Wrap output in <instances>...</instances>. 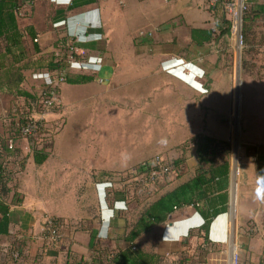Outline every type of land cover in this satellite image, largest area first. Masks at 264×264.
Returning <instances> with one entry per match:
<instances>
[{"label":"crops","instance_id":"1","mask_svg":"<svg viewBox=\"0 0 264 264\" xmlns=\"http://www.w3.org/2000/svg\"><path fill=\"white\" fill-rule=\"evenodd\" d=\"M42 8L47 10L46 13H42ZM20 10L18 15L25 13V18L21 20L24 23L20 25L17 19L23 40L19 49L24 48L26 39L31 42L29 32L37 36L34 38L35 42L43 44V39L50 38L55 31L53 28L58 27L62 29L64 37L73 34L98 42L103 41L102 39H124L122 43L125 52L110 44L109 59L97 54L90 56L88 60L72 63L68 72L77 74L88 71L86 73L91 74L85 75L92 76L93 80L82 84L63 83V87L73 85L76 89L79 88L77 85L98 83L100 70L104 69L105 73L109 72L108 94L111 113L118 114L119 103V96L117 93L112 94V89L125 85L120 95V98H125V110H122L120 116L150 117V112H153L152 116L155 117H173L180 121L169 125L172 130L168 131L176 132L175 128H178L181 133V119L190 117L193 122L190 123L189 130L197 129L193 130L191 136L205 133L230 143L227 210L212 220L208 232L209 241L206 243H201L202 239L197 236L188 235L190 231L196 234L203 224L204 219L200 213L192 206L174 210L163 226L154 248L163 258V264H171L189 253L193 255L190 264H197L192 261H196L197 257L204 258V255L206 262L201 259L200 264H230L232 247L240 256V264H252L255 262L254 257L259 259L260 252L264 249V240L260 241L258 238L259 233L264 230V114H259L261 116L256 119L251 114L254 103L264 102V59L252 61L256 62L254 68L260 70L259 75L245 73L246 70L240 66L244 77H236L233 71L237 67L235 63L231 65L229 62L227 49L221 44L222 40L197 46L189 39L190 28L214 27L216 19L223 14L221 4L218 3L210 9L203 0H171L163 4L159 0H21ZM178 20L186 23L189 28L184 29V26H181L172 29L170 22L176 21L177 24L180 22ZM47 22L51 24L48 25V30L38 31L37 35L36 30ZM140 31H143L142 36L139 35ZM16 49L14 46V50ZM262 55L264 56V52ZM233 57L235 58L234 53ZM161 65L188 69L192 75V79H184L189 84L188 89L182 78L148 76L150 70L160 68ZM238 83L239 97L245 92L248 100L245 105L246 125L242 126L239 122L240 129L237 133L231 125L230 103ZM167 86L177 88L169 89ZM182 86L186 89H181ZM187 91L190 97L189 106L183 96ZM151 93L152 101H155L153 105L147 102ZM3 96L0 91V108L4 104ZM1 109L0 134H3L9 126L8 123H2L4 119ZM263 109L261 104L259 110L264 111ZM198 118L204 120L198 121ZM251 118L252 122H249L248 119ZM131 128L132 133L133 128L139 131L136 127ZM147 128L142 124L139 131L142 135L141 145L132 143L126 148L127 154H121V160H118L117 154L112 151H109V156L103 154L106 151L102 141L94 143L88 152L84 151L80 157L71 152L75 149L71 144L56 148L55 140L60 135L58 132L52 147L44 150L47 153L44 162L36 164L33 151L25 140L19 146L23 155L27 156L26 164L23 171L17 175V195L15 201L10 204L8 214L9 234H0V248L7 246L15 238H22L26 243V256L17 264H67L69 261H76V258L77 261L83 259L85 263L93 264L89 260L93 247L117 249L125 246L126 243L120 237L126 229L123 213L127 214L132 210L127 203L128 193L132 195L131 192L113 194L108 200L102 198L99 209H95L94 215H90L84 207L87 195L82 189L81 194L77 193V210L65 220L62 242L51 249L45 248L43 223L46 217L44 218L43 214L49 212V209L42 198L48 195L47 191L53 190L56 183H71L65 190L69 191L70 196H74V183H89L92 180L97 181L101 195L107 186L105 182L109 180L112 185H116L114 181L118 179L114 175L107 176V172L110 174L124 170L148 154L160 151L159 147L154 148L152 152L149 150ZM232 153L238 157L240 163V178L235 188ZM177 155V152H173L172 157ZM196 167L195 148L191 147L184 174L177 178L171 176L163 190H169L187 181L194 174ZM139 189L140 193H143L144 187ZM140 193H136L137 196L144 198L145 194ZM12 199L13 192L9 194V202ZM252 222L253 229L250 227ZM187 240L190 245L188 251L184 246ZM192 244H198L197 251L191 247ZM246 248L249 251L255 250V254L249 257Z\"/></svg>","mask_w":264,"mask_h":264},{"label":"rangeland","instance_id":"2","mask_svg":"<svg viewBox=\"0 0 264 264\" xmlns=\"http://www.w3.org/2000/svg\"><path fill=\"white\" fill-rule=\"evenodd\" d=\"M159 1L161 4L165 3L163 0ZM204 3L206 4L205 1ZM250 3H264V0H249L246 8L250 5ZM46 11V9L42 8L43 14L46 13ZM24 16L25 13L23 15H17L19 25L21 23H24V21L21 22V20L25 18ZM178 21L180 22L177 24L176 21L170 22L172 29L180 28L181 26H184V29L189 28L186 23L182 22L181 20ZM49 24L50 23L47 22L41 28L36 30L37 35L39 34L38 31L48 30V28L51 26V24L50 26H48ZM243 24V31L241 30L242 44L240 49L236 48L237 44L231 37L229 24L226 38L224 37V39H226V45H224V47H226L227 49L229 62L231 63V65L235 63V66L237 67L233 71L234 76L236 77H244V73H242V70H240V66L243 70H246L245 73H251V75L253 76H255L254 74L259 75L260 70L254 68L256 62L254 63L252 61L253 59L257 61L264 59V56L262 55V53L264 52V40L262 36V32L264 31L263 19H258L256 20V22L253 21L252 24H255L253 32L255 34L251 35L250 38H245ZM53 29H55V31L51 34L52 36L50 38L43 39V44L35 42L36 40H31L30 42L29 39H26L24 43L25 46L22 52L19 51V49H16L14 50L15 56L10 54L3 58L2 66L4 65V68L0 70V84L2 86V92L4 95V104L3 107H1L2 109H0L3 111L2 119H4V121L2 123H4L5 125L10 121L9 117L17 113L19 109L26 110L29 108V105L24 100V98L20 95H17L16 93H19L20 91H27L32 95L41 96L43 94V91L48 89V86H46L45 84L44 78L47 73L52 79L58 76L60 72L65 74H72L68 72V69H70L71 67V64L69 62L70 60L71 62L85 61L88 60L90 56L97 54L103 57L105 56L107 57V59H109L108 54L111 48L110 44H112L114 48L115 46H117L118 49H121L123 52H125V46L122 43V40L124 39H102L103 41L100 40L101 42H98L94 40H88L86 37L79 38L78 36L71 35H67L66 37H64L63 31L60 27ZM69 39H73L72 42H74L75 44V49L72 50L71 54L70 49H68ZM64 40H66L65 45L63 44ZM34 44L37 45L38 49L35 50ZM3 47L4 44L0 43V48L3 49L1 50V53L4 52ZM96 51H99V53H96ZM233 53L235 55V58L233 57ZM69 56H71V59L69 58ZM244 63L246 65H244ZM103 70L104 69H101L99 74V78L101 80H104L103 83L100 79H97L98 83L77 85L79 88L75 89L73 85H64L63 87L62 84L65 83L63 81L57 85L58 92L57 94H54L55 102L52 106L46 108L42 107L44 111L41 113L32 110L30 117L32 119L40 121L41 125V131L38 135L35 136V143H33L32 145L38 148L44 147V150L47 151L52 147L55 135L60 132L59 137L55 140L56 148L71 144L73 145V148H75L71 152L73 154H78L77 156L80 157L84 151L88 152V150L91 148L90 146H92L94 143L102 141V145L103 147H105L106 151L103 154L109 156V151H112L113 154H117V159L121 160V154L126 155V148L129 147L132 143L141 145L140 143L142 135L139 131L142 124H144L146 127H148V131L146 133H148L149 138V150L152 152L154 148L159 147L160 151L148 154V156L144 157L139 162H136L135 164L124 170L113 171L110 174L107 172V176L114 175L117 176L118 179L114 181L116 185L111 184L110 186H105V188L102 190L101 195L99 194L97 188V181L94 180L89 183H74V196H70L69 191L65 190V187L71 183H63V185L60 183H56L57 186L54 184L53 190L51 189L50 191H47L48 195L42 198L45 205L49 209V212H45L43 216L44 218L52 217L58 219L61 231L65 225V220H68L67 217H69V215L77 210L79 201V199L77 198V193L81 194V192L83 191H85V194L87 195L85 198L84 207L86 208L88 213H90V215H94L95 209H99L102 198L108 200L113 197V194L120 192L126 194V192L128 193V191L131 192L132 195L128 193L127 203L131 206L132 210L128 211L127 214L123 213V215L125 216L123 218L125 219L126 224L129 226V224L135 221V219L137 218L140 209L145 204L155 199L160 192L164 191L163 188L165 187V184H167L166 180L173 175L172 173H169L161 178L155 179L153 184L148 187H144V189H142L143 193H140L141 191L139 188L142 187L140 186L138 181V169L140 165L143 162L149 161L157 155L163 158L165 161H170L171 159L175 158L176 156L172 157L173 152H177L179 155L180 147L178 146L184 142L180 140L185 139L186 141L192 138L193 136H191L190 134L193 132V130H197L194 128L189 130L190 123L193 122V119H191L190 117H183L181 119V125L183 128V132L181 133L178 128H175L176 132L168 131L169 129L172 130V128L168 127L169 125L179 123L180 121L173 117H155L152 116L153 112H150V117L129 118L125 115L120 116L122 110H125V108L123 107L125 98H120V95H122L123 90L125 89V87L123 86L125 85L118 86L112 89V94H118L119 103L117 107L118 114L115 115L111 113L108 94L110 89V82L108 81L109 72L107 71V73H105V71ZM86 72H80L77 74H91ZM148 73V76L150 77H163L169 79L182 78L183 81H188V79L190 78L192 79V75H190L188 69L182 70L178 67H170V65H161L160 68L152 69ZM92 75L94 76L95 74L92 73ZM187 81H185V83H187L186 88L188 89L189 84ZM166 88L176 89L177 87L167 86ZM186 88L182 86L181 89L184 90ZM235 88V96L234 98H232L230 103V118L232 129L238 133L240 129V123L242 126L246 125L247 119L245 114V105L247 103L248 96L244 92L243 94L241 93L239 97L238 92L240 91V83H238ZM9 90L13 92L8 93ZM183 96L185 97L186 103L189 106V92H185ZM147 100H149L147 102L150 103V105H153L155 103V101H152V93L149 97H147ZM170 102H172L171 98ZM199 103L202 106V103L200 101ZM261 104L264 108V102L253 104L254 108L251 115H253L255 119L261 116L259 114H264V111L259 110V106ZM202 109H204L203 106ZM201 120L204 119L198 118V121ZM248 120L249 122H252V118ZM131 127H136L139 129V131L133 128L134 133H132ZM25 140L26 138H20L17 141L18 145L21 146L23 142H25ZM28 145L29 148L32 147L30 142H28ZM83 147L84 149L86 148V150H82L81 148ZM189 150L190 148L186 152L187 155ZM114 151L117 152L115 153ZM231 156L233 158L234 154L232 153ZM239 178L240 176L238 177L237 182ZM82 189L83 191H81ZM136 193L145 194V196L144 198H140ZM93 218L94 216L92 217V219ZM262 221L264 222V215ZM250 227L251 229L254 228L253 222ZM162 230L163 227L161 226L154 228L152 232L142 236L138 240L139 243L144 247H147L149 249L152 248L154 250L155 245L161 236ZM251 232H253V230L250 231V233ZM258 238L260 239V241L264 240V230L259 233ZM191 247L195 251L198 250V244H192ZM246 250L249 257L251 256V254H255V250L249 251L248 248H246ZM189 255L191 256L190 253ZM200 255H202V253ZM262 257H264L263 252H260L259 259H256L254 257L255 262H252V264H264V258ZM201 259L206 262L204 255V258L197 257L196 261L193 260L192 263L196 262L197 264H200ZM234 262L240 264V256L236 253L234 247H232L230 251V264H233ZM161 264H163V262ZM165 264L170 263L167 262Z\"/></svg>","mask_w":264,"mask_h":264},{"label":"trees","instance_id":"3","mask_svg":"<svg viewBox=\"0 0 264 264\" xmlns=\"http://www.w3.org/2000/svg\"><path fill=\"white\" fill-rule=\"evenodd\" d=\"M21 9V0H0V43L4 44V52L0 48V70L3 58L7 55H14V46L19 49L23 40L19 33L17 15ZM223 14L216 19L214 27L210 28H190V42L203 46L212 41L222 40L221 44L226 45V34L228 30V21ZM263 19L264 24V3H250L243 15L244 35L250 38L254 35L253 21ZM243 31V30H242ZM31 40H35V33H30ZM264 40V31L262 32ZM247 42V41H246ZM66 40H64V45ZM80 46V45H79ZM35 50L38 49L34 44ZM23 48L19 49L22 52ZM15 56V55H14ZM6 59V58H5ZM244 65H246L244 63ZM93 80V77L85 74H65L64 82L68 84H82ZM49 88V87H48ZM0 91L2 86L0 84ZM48 89L43 91L41 96H36L27 91L16 93L24 98L29 105L26 110L19 109L13 114L8 122V129L0 134V234H9V208L10 204L15 201L17 192L16 181L17 175L20 174L26 164V155L21 152L18 140L26 138L31 143L34 162L41 164L47 157L44 147H36L34 137H23L21 128L32 118V110L43 112L41 99L47 95ZM13 91H8L12 93ZM37 128L35 134L41 131L40 121L36 122ZM12 140L13 147L8 148V141ZM179 155L167 161L170 166V173L174 178L180 177L185 172V162L187 159V150L195 148L197 167L194 174L185 182L164 191L155 199L145 204L138 216L129 226L126 224L124 234L120 237L126 245L117 249L108 247H93L89 260L93 264H161L163 258L159 256L152 248L149 249L139 243V239L152 232L154 228L163 227L168 217L174 210L192 206L202 218L203 224L198 228L196 234L192 231L189 236H197L202 239L201 243L208 242V232L212 220L219 214L225 212L228 208V185H229V158L230 143L226 140L218 139L205 133H198L192 138L180 144ZM169 179V178H168ZM166 180V182L168 181ZM141 188V187H140ZM141 191V189H140ZM13 192V199L9 202V194ZM56 223L59 220L54 218ZM126 223V221H125ZM26 243L21 238H15L5 247L0 248V264H17L18 259L24 260L26 256ZM189 249V241L184 243ZM17 252L18 258L12 256ZM264 255V249H263ZM193 256V255H192ZM189 254L182 255L177 261L171 264H190L192 258ZM66 264V263H65ZM67 264H87L83 259L69 261Z\"/></svg>","mask_w":264,"mask_h":264},{"label":"built area","instance_id":"4","mask_svg":"<svg viewBox=\"0 0 264 264\" xmlns=\"http://www.w3.org/2000/svg\"><path fill=\"white\" fill-rule=\"evenodd\" d=\"M164 2H169L171 0H163ZM206 2L208 8L213 9L218 3L221 4V9L224 17L227 19L229 24V30L231 37L234 39L237 44L236 48H241L242 37L241 30L243 24V14L246 9V5L249 3V0H203ZM139 35H143V31L139 32ZM71 36H78L73 35ZM80 38V37H79ZM73 39L68 40V49H70V54L72 50L75 49V44L72 42ZM236 46V45H235ZM239 46V47H238ZM71 59V56H69ZM70 64L74 63L69 61ZM45 84L48 86V94L41 99L42 107H50L54 104L55 98L54 94L58 92V84L63 82L65 79V73L60 72L58 76L54 79L50 78L47 73L45 76ZM101 80V79H100ZM102 81V80H101ZM37 120L31 119L22 126L20 132L23 137H34L36 136L35 130L37 128L36 124ZM13 143L12 140L8 141V148H12ZM139 184L143 187H148L154 183L155 179L161 178L170 173V166L163 158L160 156H155L147 162H143L139 169ZM126 176V175H125ZM240 176V163L238 157L232 158V177L234 180V188L237 184V179ZM107 186L111 185L110 181L105 182ZM43 231H44V240H45V248L51 249L56 247L63 240V233L61 231V227L56 223L55 219L52 217H46L43 223ZM12 256L14 258H18L17 252H13ZM19 261V259H18ZM76 262V261H74ZM233 264H237L234 262Z\"/></svg>","mask_w":264,"mask_h":264},{"label":"bare ground","instance_id":"5","mask_svg":"<svg viewBox=\"0 0 264 264\" xmlns=\"http://www.w3.org/2000/svg\"><path fill=\"white\" fill-rule=\"evenodd\" d=\"M234 201H236V197H235V194H234Z\"/></svg>","mask_w":264,"mask_h":264}]
</instances>
